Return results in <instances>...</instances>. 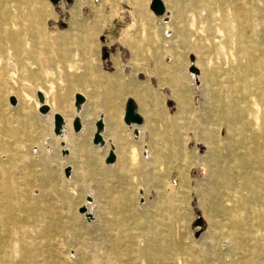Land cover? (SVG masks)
<instances>
[{
	"label": "rangeland",
	"instance_id": "obj_1",
	"mask_svg": "<svg viewBox=\"0 0 264 264\" xmlns=\"http://www.w3.org/2000/svg\"><path fill=\"white\" fill-rule=\"evenodd\" d=\"M19 1L0 0V167L16 181L13 219L40 249L0 248V264H264V0H166L168 22L151 0ZM137 38L146 66L128 62ZM39 89L72 117L84 95L90 130L62 146ZM127 99L143 117L137 139ZM102 105L117 108L111 166L91 142ZM197 216L207 229L195 238Z\"/></svg>",
	"mask_w": 264,
	"mask_h": 264
},
{
	"label": "water",
	"instance_id": "obj_2",
	"mask_svg": "<svg viewBox=\"0 0 264 264\" xmlns=\"http://www.w3.org/2000/svg\"><path fill=\"white\" fill-rule=\"evenodd\" d=\"M52 4H54L56 7H58V4L62 1L65 7H69L73 0H50ZM150 10L153 12V14L157 17H163V20L165 22H168L170 19V13L166 11L165 5L162 0H151L149 5ZM103 61L107 63V53H103L102 57ZM189 75L191 77V80L193 82L194 91L198 92L199 90V84H200V72L195 64V56L192 54L190 56V69H189ZM167 93V90H165ZM37 97L40 103V107L38 109L39 114L46 115L49 113V107L45 104V98L42 94V92L38 91ZM11 105L16 104V100L14 97L10 98ZM86 103V98L81 93H75L74 94V101H73V107H74V115L71 121V128L73 133L78 134L82 130V119H81V112L83 110V106ZM122 121L124 125L131 129L133 125L140 126L143 124V117L139 112L137 111V105L132 99H127L124 107V113L122 117ZM52 132L55 137H62L64 133H66V127H65V120L63 116L59 113H54L52 118ZM105 130V123H104V114L100 113L99 116L94 121V132L92 135L91 142L94 146H98L99 148H103L106 144L105 140L103 139V133ZM131 134L133 135L134 139H137L139 137V131L137 129L132 130ZM109 143V151L108 154L104 160L105 166H111L116 162V154L114 151V147L111 140H108ZM60 144L63 146L64 142H60ZM203 151V146H202ZM63 154H67V150L63 151ZM70 169H66L65 175L66 177H69ZM177 176L174 175L172 177V184L175 185ZM87 221H92L93 216L91 214H86L85 216ZM207 229L206 222L200 217L197 216L196 220L193 223V231H194V237L198 238L202 233H204Z\"/></svg>",
	"mask_w": 264,
	"mask_h": 264
},
{
	"label": "bare ground",
	"instance_id": "obj_3",
	"mask_svg": "<svg viewBox=\"0 0 264 264\" xmlns=\"http://www.w3.org/2000/svg\"><path fill=\"white\" fill-rule=\"evenodd\" d=\"M19 3H20V5H23L24 0H20ZM163 3L166 6V11L168 13H171L169 11V9H168L169 6L167 5L166 0H163ZM3 4H5V6L7 5L6 3H1L0 5H3ZM171 7L172 8H176L174 3L171 4ZM164 17L165 16H163L162 18H164ZM167 29H170L169 28V25L167 26V28L166 27L164 28V31L167 30ZM249 65H250V63H249ZM69 67H71V65ZM11 73H14V71H11ZM244 75H246V74H244ZM38 91H41V90L39 89ZM173 92H175V88H174ZM25 96H27V95L24 93L23 94V98ZM43 96L45 98V104L49 107V113L46 114V115H44L43 116V119H48L49 123L52 124L53 114L54 113L61 114L63 116L64 120H65L66 133H64L62 137H55V139L58 142L59 141L60 142H62V141L65 142L66 143L65 144L66 146L67 145H70L71 146L73 144V140H74V136H75L71 132L72 110L71 109H65L63 107H60L58 104L49 101L48 100V94L45 93V92H43ZM18 106L19 107L21 106V110H25L26 109L23 106V104H22V99H20V100L18 99ZM38 106H39V103L35 101V103H34V109H37ZM253 107H255V106H253ZM257 109H258V107H257ZM212 110L215 113V109L213 108ZM258 110L256 111V113L258 112ZM88 113H90V112L87 111L86 113H84V116H86ZM73 115H74V111H73ZM121 115H122V112L118 113V116L119 117H121ZM116 122H118V119H117V108L116 109H113V113L107 114L106 118L104 119V123H105V125L108 128L110 127L111 124H114ZM84 133H86L85 128L83 129V132L81 133V135H78V136H75V137L79 138V136L81 137ZM103 138H104V140L106 142V138H105L104 135H103ZM211 144H212V142L210 140H207L206 141V145L208 146V150H211V147H210ZM108 149H109V145H106L104 147V150H108ZM201 161H203V157L201 158ZM117 162H121V161H117ZM245 164H247V163H245ZM202 170H203V168H202ZM23 181L26 182L25 180H23ZM15 184H16V181H15L14 176L11 174V171L3 170V168L0 167V248H6L7 247V248H9V252H10L11 255H12L13 252L14 253H17L18 252L21 256L24 257L28 253V251L31 250V248H33V250H37V249H40V246L34 244L33 245L34 247L29 248V246L25 243L26 234L23 232V230H21L22 229L21 226L19 227L17 225V222L13 219L14 215L12 214V209L14 207L15 200H16L15 197H14L15 196V191H14ZM88 207H90V206H88ZM2 214H6V216L3 217ZM93 214L95 215V208L93 210ZM16 246H17V248H15ZM13 248H14V250H13ZM8 264H14V263H8Z\"/></svg>",
	"mask_w": 264,
	"mask_h": 264
},
{
	"label": "crops",
	"instance_id": "obj_4",
	"mask_svg": "<svg viewBox=\"0 0 264 264\" xmlns=\"http://www.w3.org/2000/svg\"><path fill=\"white\" fill-rule=\"evenodd\" d=\"M138 33H140L139 31H138ZM136 40H138V42L136 43V45H134V41L132 42L133 43V45L130 43L129 44V46L128 47H130L133 51H132V53L127 49V47H126V51L127 52H129V64L131 65V64H138V65H140V66H146L147 65V63L145 62V61H137L136 59H138V56L140 55V49H139V39L137 38ZM135 40V41H136ZM125 48V47H124ZM137 55V56H136ZM136 60V61H135ZM88 101V100H87ZM87 101H86V103H85V105L83 106V112H82V115H84V113H86L87 111L88 112H91L92 110L90 109L91 108V104L88 102V104H87ZM110 107L111 106H106V105H102V107L100 108L101 109V111H104L105 110V112H106V116H107V114H111L112 112H111V109H110ZM90 109V110H89ZM100 112V111H99ZM102 113V112H101ZM106 116L104 115V119L106 118ZM85 124V125H84ZM85 128V130H86V132H88L89 130H90V125H89V123H84L83 122V120H82V130L78 133V134H75L74 133V135L75 136H78V135H81V133L83 132V129ZM111 128V129H110ZM134 129H137L138 131H139V134H141L142 133V130H143V128L142 127H139V126H135V125H133L132 127H131V129H130V132H132V130H134ZM103 135L105 136V138H106V144H105V146L106 145H109V143H108V138H110L109 136H112V137H114V140L112 141V144H113V147H115V142L118 140V136H117V122L116 123H114V124H111L110 125V127L108 128L106 125H105V130H104V133H103ZM102 135V136H103ZM104 139V138H103ZM104 146V147H105ZM103 147V148H104ZM104 150V149H103ZM109 150V149H108ZM108 150H104V152H107ZM114 151H115V154H116V159H117V161H122L121 160V158L117 155V148H114ZM116 161V162H117Z\"/></svg>",
	"mask_w": 264,
	"mask_h": 264
}]
</instances>
